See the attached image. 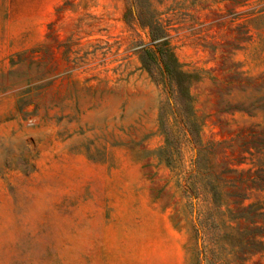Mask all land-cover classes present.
I'll return each mask as SVG.
<instances>
[{
  "label": "rangeland",
  "instance_id": "1",
  "mask_svg": "<svg viewBox=\"0 0 264 264\" xmlns=\"http://www.w3.org/2000/svg\"><path fill=\"white\" fill-rule=\"evenodd\" d=\"M262 180L264 0H0V264H264Z\"/></svg>",
  "mask_w": 264,
  "mask_h": 264
},
{
  "label": "trees",
  "instance_id": "2",
  "mask_svg": "<svg viewBox=\"0 0 264 264\" xmlns=\"http://www.w3.org/2000/svg\"><path fill=\"white\" fill-rule=\"evenodd\" d=\"M130 8L126 12L128 21H138L141 25L149 28L150 45L149 48H145V55L160 64L165 80L177 86L182 93H187L188 75L182 70L172 51L167 46L166 40H160L161 34L158 31H161V27L159 24L152 19V16H146L140 9H135L133 2Z\"/></svg>",
  "mask_w": 264,
  "mask_h": 264
}]
</instances>
